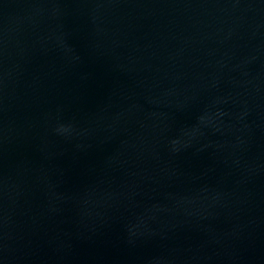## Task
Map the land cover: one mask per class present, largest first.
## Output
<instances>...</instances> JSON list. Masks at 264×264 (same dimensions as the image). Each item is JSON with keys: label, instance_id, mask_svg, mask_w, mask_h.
I'll return each instance as SVG.
<instances>
[{"label": "water", "instance_id": "95a60500", "mask_svg": "<svg viewBox=\"0 0 264 264\" xmlns=\"http://www.w3.org/2000/svg\"><path fill=\"white\" fill-rule=\"evenodd\" d=\"M0 264H264V0H0Z\"/></svg>", "mask_w": 264, "mask_h": 264}]
</instances>
